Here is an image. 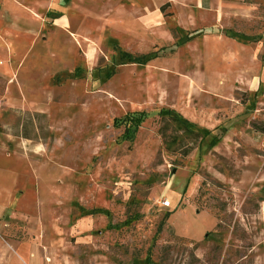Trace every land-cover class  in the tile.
I'll use <instances>...</instances> for the list:
<instances>
[{
  "label": "rangeland",
  "instance_id": "374dc122",
  "mask_svg": "<svg viewBox=\"0 0 264 264\" xmlns=\"http://www.w3.org/2000/svg\"><path fill=\"white\" fill-rule=\"evenodd\" d=\"M0 264H264V0H0Z\"/></svg>",
  "mask_w": 264,
  "mask_h": 264
},
{
  "label": "trees",
  "instance_id": "16d2710c",
  "mask_svg": "<svg viewBox=\"0 0 264 264\" xmlns=\"http://www.w3.org/2000/svg\"><path fill=\"white\" fill-rule=\"evenodd\" d=\"M158 132L167 149L179 151L185 156L188 155L196 147V143L205 136V134L194 129L179 115L163 116ZM172 145H174L173 149Z\"/></svg>",
  "mask_w": 264,
  "mask_h": 264
},
{
  "label": "built area",
  "instance_id": "2783aa9c",
  "mask_svg": "<svg viewBox=\"0 0 264 264\" xmlns=\"http://www.w3.org/2000/svg\"><path fill=\"white\" fill-rule=\"evenodd\" d=\"M163 205L165 207H170L171 206V202L169 200H165V201H163Z\"/></svg>",
  "mask_w": 264,
  "mask_h": 264
}]
</instances>
